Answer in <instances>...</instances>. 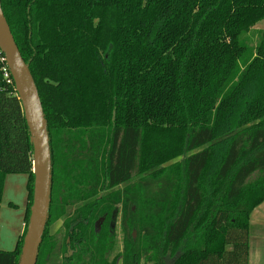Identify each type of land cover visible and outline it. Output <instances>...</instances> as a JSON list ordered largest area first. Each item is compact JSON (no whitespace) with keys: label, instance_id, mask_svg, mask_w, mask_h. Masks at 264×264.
<instances>
[{"label":"trees","instance_id":"trees-1","mask_svg":"<svg viewBox=\"0 0 264 264\" xmlns=\"http://www.w3.org/2000/svg\"><path fill=\"white\" fill-rule=\"evenodd\" d=\"M1 4L50 135L51 203L37 264L55 263L50 226L89 198L76 217L94 207L101 229L81 221L71 234L75 218L65 224L66 236L84 240L78 264L82 256L83 264H248L251 214L264 202V27H255L264 0ZM3 56L0 203L6 176L27 174V227L33 145ZM25 231L0 250V264H18Z\"/></svg>","mask_w":264,"mask_h":264},{"label":"water","instance_id":"water-1","mask_svg":"<svg viewBox=\"0 0 264 264\" xmlns=\"http://www.w3.org/2000/svg\"><path fill=\"white\" fill-rule=\"evenodd\" d=\"M0 51L13 78L22 103L33 145L34 189L30 214L18 264H37L39 250L49 218L52 193V153L48 122L39 90L15 41L0 0Z\"/></svg>","mask_w":264,"mask_h":264},{"label":"crops","instance_id":"crops-1","mask_svg":"<svg viewBox=\"0 0 264 264\" xmlns=\"http://www.w3.org/2000/svg\"><path fill=\"white\" fill-rule=\"evenodd\" d=\"M27 184L28 175L24 173H11L5 178L3 197L0 203V217L6 215L7 221L10 224L6 226L5 232L0 230V250H12L25 231V217L28 207ZM256 211H260L262 214V218L260 219L263 222L261 224L262 227L264 226V202L261 203L251 215ZM252 225L251 218V226ZM262 230L264 232V228ZM262 234L264 233H261V235ZM259 244L258 251H255L254 254L251 250L250 243L248 264L254 263L253 261L256 258L258 260L257 264H264V241H261Z\"/></svg>","mask_w":264,"mask_h":264},{"label":"flooded vegetation","instance_id":"flooded-vegetation-1","mask_svg":"<svg viewBox=\"0 0 264 264\" xmlns=\"http://www.w3.org/2000/svg\"><path fill=\"white\" fill-rule=\"evenodd\" d=\"M101 193H105V190H102ZM100 195V194H99ZM93 200V198H89L85 201L79 202V203H73L70 204L66 207L67 211L66 214L63 215L62 217L58 218L52 225L56 224L57 222L60 221V226H58L56 228V230L54 232L50 231L51 235H55V239L56 241H58L59 243V249L55 252L54 257V264H56V262H60L63 260H66V264H78V260L76 259L75 254H77L78 252V248L81 246H83V238L82 240L79 239H73L70 236H66V221L69 220H73V222L71 223L70 226V233L73 234L74 231L73 229L78 226L80 224L81 221H84L85 224L87 226H89L90 224H93V227L96 231L101 229V225L102 222L104 221V216L100 215L98 212H95V208L92 207V211L90 213L87 214L86 217H83V215H79L76 217V215H78V207L83 205L84 203L87 202H91ZM93 202V201H92ZM98 204H97V208H98ZM61 227V228H60ZM115 229H116V225H115ZM86 239V238H85ZM114 254V252H113ZM112 254V257L114 256ZM86 258L85 256H82L81 259V264H83V259ZM119 260V259H118ZM118 264V262H117Z\"/></svg>","mask_w":264,"mask_h":264},{"label":"rangeland","instance_id":"rangeland-1","mask_svg":"<svg viewBox=\"0 0 264 264\" xmlns=\"http://www.w3.org/2000/svg\"><path fill=\"white\" fill-rule=\"evenodd\" d=\"M255 27L256 28H263L264 27V21L263 20L259 21ZM137 179L138 178H136L135 180H137ZM127 184H130V182L119 185L117 188H122ZM251 216H252L251 218H252V224L253 225L251 226V229H250V241H251L250 243H251V250L255 254V251H258V246L260 245L259 243L261 241H264V239H263L264 234L261 235V233H264L262 230L264 228V226L261 227V224L263 222L260 220L262 218V214L260 211L254 212L253 215H251ZM115 220H116V234H117V243H116V247H115V252L119 253L123 249V232L120 228V214L119 213L115 217ZM9 224L10 223L7 221L6 215L5 216L2 215L0 217V230H3V232H5V228ZM58 226H60V221L57 222L56 224L52 225L50 228V231L54 232ZM132 233H133L134 238H138V233L135 229L132 231ZM14 247L12 249H14ZM253 262L254 263H251V264H257L258 263L257 258ZM118 264H121V258H119ZM140 264H143V262L140 261Z\"/></svg>","mask_w":264,"mask_h":264},{"label":"built area","instance_id":"built-area-1","mask_svg":"<svg viewBox=\"0 0 264 264\" xmlns=\"http://www.w3.org/2000/svg\"><path fill=\"white\" fill-rule=\"evenodd\" d=\"M3 59L5 60V57L3 56ZM6 61V60H5Z\"/></svg>","mask_w":264,"mask_h":264}]
</instances>
